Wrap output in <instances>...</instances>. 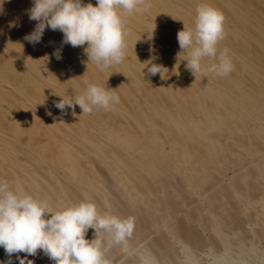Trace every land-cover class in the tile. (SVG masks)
Masks as SVG:
<instances>
[{
    "label": "bare ground",
    "instance_id": "1",
    "mask_svg": "<svg viewBox=\"0 0 264 264\" xmlns=\"http://www.w3.org/2000/svg\"><path fill=\"white\" fill-rule=\"evenodd\" d=\"M201 3L225 16L227 77L195 78L187 53L176 59L177 32L194 27ZM32 6L4 0L0 11V179L57 210L84 201L131 217L132 237L105 253L108 264H264V0H146L123 17L125 61L103 72L58 30L24 40ZM151 57L169 70L163 79L147 74ZM85 79L116 89L114 110L54 106L83 94ZM28 259L53 264L42 252Z\"/></svg>",
    "mask_w": 264,
    "mask_h": 264
},
{
    "label": "clouds",
    "instance_id": "2",
    "mask_svg": "<svg viewBox=\"0 0 264 264\" xmlns=\"http://www.w3.org/2000/svg\"><path fill=\"white\" fill-rule=\"evenodd\" d=\"M3 3L4 0H0V11ZM143 5H146V0H96L95 6L91 2L83 4L82 0H33L27 14L37 23L24 40L35 45L41 42L46 28L58 30L63 33V44L83 47L87 56L86 68L89 63H94L103 72L125 61L127 30L123 17L145 11L146 7H141ZM224 39L223 12L201 3L196 8L194 27L183 22V29L177 32L180 51L176 59L178 61L181 53H187L181 62L186 61L185 69L195 78L197 75L206 76L208 72L227 77L234 70V64L228 49L218 50V44ZM52 55L57 60L62 59L60 49ZM205 58L218 59V62L205 69L202 66ZM154 59L151 57L142 64L148 75L160 74L163 79L165 70H169L153 63ZM83 84V94L74 99L59 96L61 99L54 106L61 113L71 109L73 115L79 106L83 115L91 114L94 109L112 111L120 103L116 89L91 84L86 79ZM89 229L94 230L90 240L86 239ZM133 230L131 217L101 214L93 202L82 201L57 210L47 200L14 192L6 180L0 179V247L9 258L0 264H12L14 254L19 264H34L28 257H34L38 252L53 264H108L105 253L113 245L130 239Z\"/></svg>",
    "mask_w": 264,
    "mask_h": 264
},
{
    "label": "rangeland",
    "instance_id": "3",
    "mask_svg": "<svg viewBox=\"0 0 264 264\" xmlns=\"http://www.w3.org/2000/svg\"><path fill=\"white\" fill-rule=\"evenodd\" d=\"M210 253V251H209V248L208 247H206L205 248V250H204V254H201V255H199L200 256V259L202 260V261H204V257H205V262L206 261H208V260H211L212 258V255H211V253ZM207 257H208V260H207Z\"/></svg>",
    "mask_w": 264,
    "mask_h": 264
}]
</instances>
